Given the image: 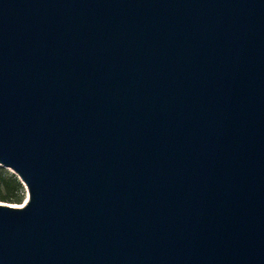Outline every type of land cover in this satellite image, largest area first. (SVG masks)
Segmentation results:
<instances>
[{
  "label": "water",
  "instance_id": "95a60500",
  "mask_svg": "<svg viewBox=\"0 0 264 264\" xmlns=\"http://www.w3.org/2000/svg\"><path fill=\"white\" fill-rule=\"evenodd\" d=\"M0 264H264V0H0Z\"/></svg>",
  "mask_w": 264,
  "mask_h": 264
},
{
  "label": "trees",
  "instance_id": "16d2710c",
  "mask_svg": "<svg viewBox=\"0 0 264 264\" xmlns=\"http://www.w3.org/2000/svg\"><path fill=\"white\" fill-rule=\"evenodd\" d=\"M20 182L16 177H5L0 171V200L4 202H19Z\"/></svg>",
  "mask_w": 264,
  "mask_h": 264
},
{
  "label": "rangeland",
  "instance_id": "374dc122",
  "mask_svg": "<svg viewBox=\"0 0 264 264\" xmlns=\"http://www.w3.org/2000/svg\"><path fill=\"white\" fill-rule=\"evenodd\" d=\"M0 171H1V174L3 176H5V177H10V176L16 177L18 179V181L20 182L19 178L14 174V172L10 168L0 164ZM20 185H21V187H20V190L18 192V196H20L19 202H4L1 200H0V202L21 206L26 201L27 191H26L25 186L21 182H20Z\"/></svg>",
  "mask_w": 264,
  "mask_h": 264
}]
</instances>
